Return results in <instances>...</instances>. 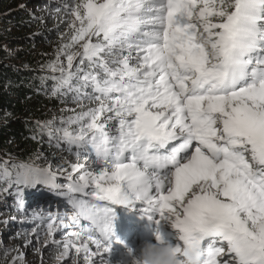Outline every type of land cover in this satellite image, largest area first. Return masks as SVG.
I'll use <instances>...</instances> for the list:
<instances>
[{
    "label": "snow or ice",
    "instance_id": "obj_1",
    "mask_svg": "<svg viewBox=\"0 0 264 264\" xmlns=\"http://www.w3.org/2000/svg\"><path fill=\"white\" fill-rule=\"evenodd\" d=\"M44 10L59 45L40 66L53 74L39 79L74 107L32 122L31 138L46 135L59 163L40 152L0 162L9 219L34 225L13 239L41 264L48 246L56 264H109L115 206L139 202L157 226L198 237L205 264H264V0H59ZM48 196L70 207H40ZM2 261L23 264L22 248L5 247Z\"/></svg>",
    "mask_w": 264,
    "mask_h": 264
},
{
    "label": "trees",
    "instance_id": "obj_2",
    "mask_svg": "<svg viewBox=\"0 0 264 264\" xmlns=\"http://www.w3.org/2000/svg\"><path fill=\"white\" fill-rule=\"evenodd\" d=\"M23 2L0 0V162L25 160L40 152L56 164L60 162L59 150L49 146L46 135L37 140L31 138L35 130L32 122L60 116V109L72 105L45 94L39 77L53 73L48 69L42 72L40 66L55 58L51 44L55 29L41 23L31 11L32 6ZM41 2L50 8L57 6L52 1ZM52 83L47 81L49 91Z\"/></svg>",
    "mask_w": 264,
    "mask_h": 264
},
{
    "label": "rangeland",
    "instance_id": "obj_3",
    "mask_svg": "<svg viewBox=\"0 0 264 264\" xmlns=\"http://www.w3.org/2000/svg\"><path fill=\"white\" fill-rule=\"evenodd\" d=\"M40 1V2H39ZM43 0H26L28 6H32L31 11L39 17L44 16V23L46 25L55 29V37L51 40V44H54L53 48V56H55L56 49L59 45V40L57 38L58 34L54 25L57 23L51 16H47L45 14V4L42 3ZM53 3H59V0H48ZM25 2V0H24ZM23 2V3H24ZM50 7V6H49ZM53 8V7H52ZM61 30H64V26L61 25ZM55 59V58H54ZM74 107V105L69 106ZM70 113H63V115H68ZM72 158V157H71ZM73 159V158H72ZM9 203V202H8ZM13 203V202H12ZM11 203V205H12ZM28 203L31 207H37L35 200L29 197ZM40 207L49 208L51 211H64L70 206H68L62 198L55 196H48L46 200H42L40 202ZM143 205L141 203H137L135 206L131 205H118L115 206V209L122 211L127 210L131 215H141L143 221L137 219H133L134 217L131 215L127 216V219L123 217L122 212H120L119 218L124 221L119 225L117 222H114V226H120V230L118 227H114L115 235L112 240V249L110 253L105 254V258L109 261V264H133V257L139 256L140 249L145 240H152L156 242L157 240V229L159 228V232L164 236L166 240H170L172 243H180L183 244V240L180 238L182 233L179 229L173 227L171 222H164L161 225L157 226L153 221H150L146 216L142 215L141 209ZM8 204L1 205L0 204V264H4L2 261L3 249L9 245H15L22 248L23 251V264H41V256L33 252L31 246L24 247L22 244L21 238H16V233L21 231V229H30L34 225L31 222H20L19 219L11 220L9 216H15L17 213H7ZM11 209V208H9ZM118 218V216H116ZM7 220V223L3 221ZM14 221V222H12ZM16 221V222H15ZM149 222V230L143 229L142 224ZM135 226V228H134ZM121 228H124L123 231ZM73 229L68 228L64 229L65 232L72 231ZM119 238L117 241L116 238ZM56 238H60V233H56ZM122 241V243L120 242ZM34 243L35 240L33 241ZM51 247V246H48ZM48 247L42 248L43 252V260L44 264H56V261L48 255ZM134 249V252H129V249ZM71 256L64 264H70ZM83 264V261H81Z\"/></svg>",
    "mask_w": 264,
    "mask_h": 264
},
{
    "label": "clouds",
    "instance_id": "obj_4",
    "mask_svg": "<svg viewBox=\"0 0 264 264\" xmlns=\"http://www.w3.org/2000/svg\"><path fill=\"white\" fill-rule=\"evenodd\" d=\"M156 236V242H143L139 256L133 257V264H205L202 241L198 237L183 241V244H174L161 233H156ZM129 250L130 253L134 252V249Z\"/></svg>",
    "mask_w": 264,
    "mask_h": 264
}]
</instances>
